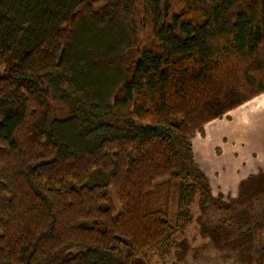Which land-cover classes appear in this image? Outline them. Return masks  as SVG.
<instances>
[{"label": "trees", "instance_id": "trees-1", "mask_svg": "<svg viewBox=\"0 0 264 264\" xmlns=\"http://www.w3.org/2000/svg\"><path fill=\"white\" fill-rule=\"evenodd\" d=\"M10 60L0 264H149L172 247L179 264L195 206L222 211L200 223L219 251L257 241L264 173L227 202L192 138L264 93V0H0Z\"/></svg>", "mask_w": 264, "mask_h": 264}, {"label": "crops", "instance_id": "crops-1", "mask_svg": "<svg viewBox=\"0 0 264 264\" xmlns=\"http://www.w3.org/2000/svg\"><path fill=\"white\" fill-rule=\"evenodd\" d=\"M253 139L259 142L257 150L262 148L257 154L246 145L250 146ZM192 145L195 160L208 176L213 191L235 195L242 180L258 168L264 171V97L258 96L210 121L204 134L192 138ZM187 264L224 263L202 256L198 260L190 258Z\"/></svg>", "mask_w": 264, "mask_h": 264}, {"label": "rangeland", "instance_id": "rangeland-1", "mask_svg": "<svg viewBox=\"0 0 264 264\" xmlns=\"http://www.w3.org/2000/svg\"><path fill=\"white\" fill-rule=\"evenodd\" d=\"M13 64H14V60L1 62L0 63V75L5 74L7 70ZM261 95H259L260 98L264 97ZM51 106H52L51 116L65 117L68 115V110L61 104L51 101ZM106 119L110 122H115V118H106ZM258 144H259L258 140L253 139L250 141V146H248V144L246 145L248 149H250L251 151H255L257 154V151H261L262 149L260 147V150L259 149L257 150ZM243 145L244 144H242L241 147H243ZM216 151H218V153H221L219 149H217ZM263 160H264V156H263ZM259 173H264V171L261 168H258L256 172H253V174L251 175H256ZM251 175H249L248 177H250ZM240 184L238 185L236 189L237 192L235 195H231L230 193L217 192V191H215L217 192L215 194V192L212 189L213 195L219 196V194H222L224 196V200L228 202L230 199L237 197V195L239 194V190H240ZM257 208H259V212H260V208L264 209V201L257 202ZM194 209H195V213H196L195 215L197 216V219L193 221V223L188 227L187 231L180 238V239H187L188 240L187 242L191 247L189 251L187 252V254L181 258L179 264H187L190 258L191 259L194 258V260L196 259L198 260L202 256L215 259L224 264H264V254L263 256H259L258 254L259 253L258 250H260L261 248H264V225L258 234L257 241L254 242V244L250 246V248H248L249 250L247 251L243 250V252H241L240 254H234V252L231 251V249H227V248L224 251H219L217 248H215L212 245L208 237H203L200 234V228H201L200 223H206L209 226L212 225L213 223L216 222V220H218L219 217H222V214H223L222 211H219L214 206L210 207L204 213L201 212V209L198 206H195ZM262 220L261 221L264 224V217ZM255 248L257 249L255 251L256 255H253V253L250 252V249L255 250ZM178 251L179 249L177 247H172L170 254H163L162 252H158V251H149L148 252L149 264H172L175 260H177L176 253Z\"/></svg>", "mask_w": 264, "mask_h": 264}]
</instances>
